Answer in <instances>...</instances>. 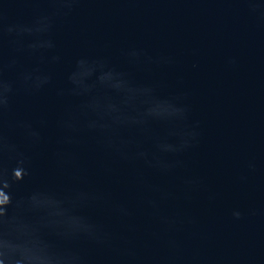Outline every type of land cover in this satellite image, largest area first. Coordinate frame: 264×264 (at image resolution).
I'll return each mask as SVG.
<instances>
[{"label":"water","instance_id":"water-1","mask_svg":"<svg viewBox=\"0 0 264 264\" xmlns=\"http://www.w3.org/2000/svg\"><path fill=\"white\" fill-rule=\"evenodd\" d=\"M0 264H264V0H0Z\"/></svg>","mask_w":264,"mask_h":264}]
</instances>
